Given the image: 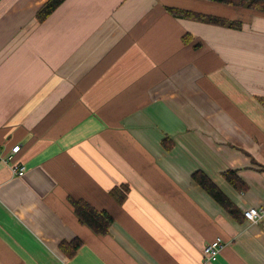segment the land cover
<instances>
[{
	"label": "crops",
	"instance_id": "obj_1",
	"mask_svg": "<svg viewBox=\"0 0 264 264\" xmlns=\"http://www.w3.org/2000/svg\"><path fill=\"white\" fill-rule=\"evenodd\" d=\"M48 1L0 0V148L20 145L26 168L16 177L0 163V264H264V215L236 220L193 177L243 214L264 212V13L65 0L39 23ZM71 199L108 212V232L83 224Z\"/></svg>",
	"mask_w": 264,
	"mask_h": 264
},
{
	"label": "trees",
	"instance_id": "obj_2",
	"mask_svg": "<svg viewBox=\"0 0 264 264\" xmlns=\"http://www.w3.org/2000/svg\"><path fill=\"white\" fill-rule=\"evenodd\" d=\"M213 3L223 4L232 7L246 8L256 12L264 13V0H205ZM65 0H49L38 12L37 20L39 23L45 22L63 3ZM169 12L178 18H186L196 21H201L219 26H229L230 28H238L241 25L237 22H232L212 15H204L200 13L185 11L178 8H168ZM195 181L233 218L241 220L245 218L244 214L238 207L225 195V193L213 181L202 172H196L193 175ZM226 180L235 188L242 189L246 184L239 178L235 171L225 173ZM115 198L119 201L124 199V195L113 192ZM71 203L79 220L91 228L97 234H105L108 232L110 225L113 222L112 216L106 211H99L89 203L83 200L71 199ZM246 219V218H245ZM81 245V241L77 240L72 243H63L61 249L73 250L70 255Z\"/></svg>",
	"mask_w": 264,
	"mask_h": 264
},
{
	"label": "built area",
	"instance_id": "obj_3",
	"mask_svg": "<svg viewBox=\"0 0 264 264\" xmlns=\"http://www.w3.org/2000/svg\"><path fill=\"white\" fill-rule=\"evenodd\" d=\"M20 151V145L13 147L7 154L4 153V149L0 148V163H6L8 165L13 163L10 165V167L14 176L16 177H23L26 174V168L22 164H18L14 161L15 157L20 153ZM263 215V211L254 208L244 211L245 218L252 223H258ZM223 247V241L220 238L213 241L212 243L207 244L203 250V261L205 263H213L217 261L223 250Z\"/></svg>",
	"mask_w": 264,
	"mask_h": 264
}]
</instances>
